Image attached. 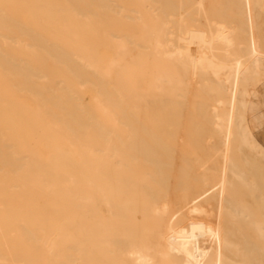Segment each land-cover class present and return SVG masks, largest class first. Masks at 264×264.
Returning a JSON list of instances; mask_svg holds the SVG:
<instances>
[{
    "label": "bare ground",
    "instance_id": "obj_1",
    "mask_svg": "<svg viewBox=\"0 0 264 264\" xmlns=\"http://www.w3.org/2000/svg\"><path fill=\"white\" fill-rule=\"evenodd\" d=\"M264 0H0V264H264Z\"/></svg>",
    "mask_w": 264,
    "mask_h": 264
},
{
    "label": "rangeland",
    "instance_id": "obj_2",
    "mask_svg": "<svg viewBox=\"0 0 264 264\" xmlns=\"http://www.w3.org/2000/svg\"><path fill=\"white\" fill-rule=\"evenodd\" d=\"M259 138L260 139H264V132H262L261 134H259Z\"/></svg>",
    "mask_w": 264,
    "mask_h": 264
},
{
    "label": "crops",
    "instance_id": "obj_3",
    "mask_svg": "<svg viewBox=\"0 0 264 264\" xmlns=\"http://www.w3.org/2000/svg\"><path fill=\"white\" fill-rule=\"evenodd\" d=\"M263 22H264V8H263Z\"/></svg>",
    "mask_w": 264,
    "mask_h": 264
}]
</instances>
